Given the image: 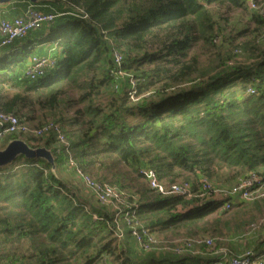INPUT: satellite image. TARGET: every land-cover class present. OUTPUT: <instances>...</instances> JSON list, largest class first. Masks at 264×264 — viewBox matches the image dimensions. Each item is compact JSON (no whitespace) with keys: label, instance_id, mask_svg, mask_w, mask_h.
Here are the masks:
<instances>
[{"label":"trees","instance_id":"16d2710c","mask_svg":"<svg viewBox=\"0 0 264 264\" xmlns=\"http://www.w3.org/2000/svg\"><path fill=\"white\" fill-rule=\"evenodd\" d=\"M46 1L48 12L32 6L63 16L35 31L33 42L0 58V110L30 128L60 125L78 167L137 207L128 223L95 198V204L81 199L59 176L65 166L74 169L54 136H7L0 150L24 140L33 149L50 150L56 169L24 155L0 168V264H102L108 257L117 260L111 264H211L201 254L209 247L177 255L175 241L211 238L221 248L223 238L239 236L251 224L224 219L219 210L225 200L156 194L140 170L149 166L161 182H191L196 191L203 178L212 181L221 173L231 184L250 173L264 175L263 15L243 0L39 5ZM240 9L251 12L252 24L233 35L224 23ZM44 44L61 50L60 58L54 55L55 75L31 82L24 76L27 65H17L25 85L5 88L18 76L10 57H47L34 53ZM115 51L124 54L123 71L138 81L135 100L129 81L113 74ZM134 229L157 241L150 251L137 242ZM167 234L172 238L164 239ZM263 249L264 238L253 263H264Z\"/></svg>","mask_w":264,"mask_h":264},{"label":"built area","instance_id":"2783aa9c","mask_svg":"<svg viewBox=\"0 0 264 264\" xmlns=\"http://www.w3.org/2000/svg\"><path fill=\"white\" fill-rule=\"evenodd\" d=\"M250 11L259 12L264 17V1L262 0H243ZM2 9V8H0ZM63 16L51 13H44L34 6H28L27 9L19 16L13 19L0 17V52L14 45L18 40L24 39L30 33L39 31L45 27H50L57 18ZM58 59L50 53L47 57L32 56L28 60L25 78L29 81H37L49 74L55 72L58 66ZM115 71L113 74L121 79H127L131 85L130 97L135 100L136 87L138 81L132 74L123 71L124 54L121 51L114 52ZM10 135H31L35 138H43L54 136L58 144L66 150L69 162L68 166L74 169L75 175L90 191L91 195L99 204L112 209L116 216V220L121 217L128 223L134 219L135 211H131L135 204L131 205L126 202V194L119 192L115 187L107 183H101L94 179L88 173H85L78 167L72 158V154L68 151L69 143L64 135L60 125L48 123L41 128H30L13 114H5L0 110V146L7 136ZM140 174L144 177L148 187L156 194L162 196H182L187 199L200 198L210 201L213 195L223 196L225 199L222 209L230 211L233 209L234 201L241 203H253L264 199V175L250 173L242 178L237 179L228 188H220L207 178L201 180V187L196 191L195 185L191 182H179L168 185L161 182L155 170L149 166L140 170ZM264 224V219L254 225L255 229H259ZM116 236L122 240V233ZM134 236L137 242L145 251H150L151 245L157 243L146 230L143 232L134 229ZM146 239V241H145ZM215 239L197 238L189 241L181 242L180 246L173 249L177 255H194L197 248L207 246L211 249L215 248ZM221 259L214 264H264L263 262L253 263L255 252L247 250L240 255L232 256L227 251H222Z\"/></svg>","mask_w":264,"mask_h":264},{"label":"rangeland","instance_id":"374dc122","mask_svg":"<svg viewBox=\"0 0 264 264\" xmlns=\"http://www.w3.org/2000/svg\"><path fill=\"white\" fill-rule=\"evenodd\" d=\"M13 7L24 8L23 5H20V4L13 5L12 4L10 6H4L1 9V12L8 10L9 13H11L12 12L11 10L13 9ZM8 11L4 12L5 16H7ZM4 13H2V15H0V16L4 17L3 16ZM228 16L230 17L231 20L228 23H224V25L227 26L228 33L234 32L233 35L235 34V31L240 30V29L248 26L249 24H252L251 21H252L253 15L247 9H240L239 11H233L230 14H228ZM252 27H254V26L252 25ZM38 34H39V32H35V33L29 35L26 39L18 40L17 42L14 43L13 46L2 50L0 52V58H3L6 54H10V53L14 52L16 49H18L22 45H28L29 43L33 42L34 38L36 36H38ZM19 56H21V55L10 57L8 64H10L11 66H14V70L17 72V73L15 72V74H17L18 76L12 75V77H13L12 79H14L13 80L14 83L13 84L9 83L8 85L6 83L5 88L9 87V89H11L10 87H12V85H15L16 87H21V86L25 85L24 84L25 82H22L23 81L22 80L23 79V76H22L23 71L18 66H24L27 60H25L26 59L25 58L24 60L21 61ZM59 56L60 55H57V58H60ZM21 57H23V55ZM241 59L242 58H239V60H241ZM244 60H246V59H244ZM18 69H19V71H17ZM55 73L56 72H54L52 75H55ZM11 90H13V89H11ZM66 174H67V179H68L67 185H69V187H71V189L74 190L73 192L77 191L78 195L82 197L81 199H85V200L89 201L90 204H95L94 197L91 195L90 191L86 188V186L80 181V179H78V177L75 174H73V171L68 168ZM227 175L228 174H222L221 173L220 177L213 178L212 181L216 186H218L220 188H228L229 186L232 185L231 183L233 181L231 182V180L229 179V177ZM92 177L94 179H96L94 176H92ZM178 182H184V181L180 180ZM107 184L112 186L110 183H107ZM213 198L218 199V200H225L224 197L220 196V195H213ZM126 202L129 204L128 198H126ZM233 204H234V206H233L232 210L225 211L221 207L219 212H221V214L224 216V219H232V220H235L236 218H238L240 220L246 219L245 222L247 221L246 223L251 224V227H249V230L247 232L242 231L240 233V235L244 233L245 235H247L248 238L252 237V239L247 241V243H249L248 246H251V247H253V249L256 250L257 246L260 245V243L262 242V239L264 238V235L261 234V233H264V225L261 227L262 229H260V230L259 229L256 230L254 227V225H256L257 223H259L260 221H262L264 219V199L260 200L258 202H255V203L254 202L253 203H245L242 205H239L238 201H234ZM111 211H112V209H111ZM214 217H215V215H211L209 217L210 221H213ZM260 234H261V236L259 237ZM167 235L168 236H163L164 239L168 238V237L170 239L172 238L171 234H167ZM233 237H235V235H233ZM180 240L181 241H175V243L179 242V244H181V242H183L184 239H180ZM172 244H174V243H172ZM144 257H146V256H141L139 258L141 259ZM115 260H116L115 257H108V258H106V260L104 259L102 264H111ZM122 261L123 260H121V263H122ZM114 264H119V262H115Z\"/></svg>","mask_w":264,"mask_h":264},{"label":"crops","instance_id":"0c3cea01","mask_svg":"<svg viewBox=\"0 0 264 264\" xmlns=\"http://www.w3.org/2000/svg\"><path fill=\"white\" fill-rule=\"evenodd\" d=\"M27 3H19L20 5H23L24 8L22 7H13V9L11 10L12 12L7 13V16H5V13L4 12H7V11H4V12H0V15H2V13H4V17L8 18V19H13L14 17L16 16H19L21 15L29 5L27 4H31V5H37L36 7L39 8L40 10H43L45 12H48L49 10H51V7L49 4H47V1L42 4V5H39V3L37 4H32L28 1H26ZM15 3H18V2H15ZM13 3V4H15ZM42 3V2H40ZM12 4H9L7 6H10ZM3 8V7H2ZM14 11V12H13ZM2 17V16H0ZM55 48V49H54ZM53 51V52H52ZM50 52H52L51 54L52 55H60L61 53V50L59 48H57L56 44H44L40 47H38L36 50H35V54H39V55H47V54H50ZM28 63V61H27ZM27 63H25L24 66L27 65ZM67 167L65 166L64 168H62L61 170H59V176H62L64 178V180L68 183V179H67ZM74 174V173H73ZM238 204L239 205H242V204H245V203H241L238 201ZM261 236V234L259 235V237ZM224 240H222L223 242V246H221V248H217L216 247V242H215V248L214 249H209L208 253L206 254H203V258L204 261H210L211 264H214L216 263L217 261H219L221 259V256L223 254L222 251H227L229 253V255H232V256H236V255H240L242 254L243 252L247 251V250H253L255 251V249H253V247L251 246H248L249 243H247V241L251 240L252 237L248 238L247 235H239V236H235V237H229V238H223ZM216 240V239H215ZM264 250V249H263ZM199 253V252H198ZM197 253V254H198Z\"/></svg>","mask_w":264,"mask_h":264},{"label":"water","instance_id":"95a60500","mask_svg":"<svg viewBox=\"0 0 264 264\" xmlns=\"http://www.w3.org/2000/svg\"><path fill=\"white\" fill-rule=\"evenodd\" d=\"M32 4L43 2V0H26ZM17 0H0V8L13 4ZM24 155L27 158H42L48 161L55 168V157L53 153L46 148L33 149L24 140H15L10 142L3 150H0V168L11 164L18 156Z\"/></svg>","mask_w":264,"mask_h":264}]
</instances>
